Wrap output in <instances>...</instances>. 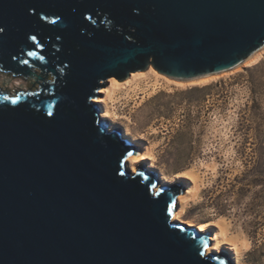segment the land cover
<instances>
[{
  "label": "water",
  "instance_id": "obj_1",
  "mask_svg": "<svg viewBox=\"0 0 264 264\" xmlns=\"http://www.w3.org/2000/svg\"><path fill=\"white\" fill-rule=\"evenodd\" d=\"M0 264H237L176 222L93 98L149 67L183 82L264 50V0H0ZM201 253L203 255H201Z\"/></svg>",
  "mask_w": 264,
  "mask_h": 264
},
{
  "label": "rangeland",
  "instance_id": "obj_2",
  "mask_svg": "<svg viewBox=\"0 0 264 264\" xmlns=\"http://www.w3.org/2000/svg\"><path fill=\"white\" fill-rule=\"evenodd\" d=\"M153 82L119 95L113 108L121 130L129 126L153 146L160 177L161 169L172 177L199 168L204 184L184 217L227 220L233 235L249 241L242 260L264 264V56L207 85Z\"/></svg>",
  "mask_w": 264,
  "mask_h": 264
},
{
  "label": "bare ground",
  "instance_id": "obj_3",
  "mask_svg": "<svg viewBox=\"0 0 264 264\" xmlns=\"http://www.w3.org/2000/svg\"><path fill=\"white\" fill-rule=\"evenodd\" d=\"M264 56L263 51H256L243 65L250 66L252 64H256L261 61ZM242 66V65H241ZM240 66L230 68L224 71L216 72L213 74H209L206 76H202L199 78H195L188 81H181L172 76H169L165 73L158 71L155 68L149 67V72L145 71H137L135 76L131 80H118L112 79L110 85L108 87H104L100 89L101 95H99L94 102L99 103L101 116L106 119L110 127H120V115L113 108L114 104L119 99V95L124 94L126 97H130L131 92L134 94H138V91L143 90V86H147L150 81H154L153 84L156 86L158 83H167V84H175L177 86H185L189 85H207L216 81L219 75H224L233 71ZM144 86V88H145ZM149 86V85H148ZM103 94V95H102ZM105 94V95H104ZM155 129V128H153ZM123 136L130 137L136 140L142 141L143 135L135 134L132 129L127 126L124 130H121ZM143 147H149V155L131 157V172H137L141 166L147 161L149 166H147L150 170H155L156 168H160L156 161V155L154 153V148L152 145L143 142ZM214 161V160H213ZM205 163V162H204ZM211 163V162H210ZM206 164V163H205ZM218 166L216 162H212L211 164H207L206 167L215 169ZM207 168V169H208ZM162 175L159 176L160 185H178L184 184L186 182H192V187L187 190L184 194H182L178 198V206L176 209L175 220L176 222L185 223L188 226H195L203 233H210L211 230L218 231L213 237L214 251L217 252L223 248L231 249V251L235 254L237 264H246L242 260V255L244 251L249 246V241L241 236L233 235L231 233L230 223L227 220L221 221H204L197 222L191 218H185L184 215L187 212V207L191 200H195L202 189V185L204 184L203 176L201 175L199 168L195 166L180 170L175 172L173 176H168L161 169ZM167 184V185H168Z\"/></svg>",
  "mask_w": 264,
  "mask_h": 264
},
{
  "label": "snow or ice",
  "instance_id": "obj_4",
  "mask_svg": "<svg viewBox=\"0 0 264 264\" xmlns=\"http://www.w3.org/2000/svg\"><path fill=\"white\" fill-rule=\"evenodd\" d=\"M3 31V28H0V32H2ZM201 255H203L202 253H201Z\"/></svg>",
  "mask_w": 264,
  "mask_h": 264
}]
</instances>
